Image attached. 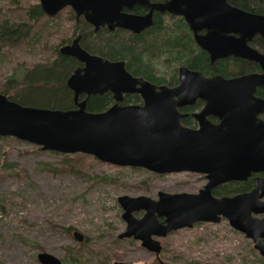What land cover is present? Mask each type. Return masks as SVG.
I'll list each match as a JSON object with an SVG mask.
<instances>
[{"label": "water", "instance_id": "water-1", "mask_svg": "<svg viewBox=\"0 0 264 264\" xmlns=\"http://www.w3.org/2000/svg\"><path fill=\"white\" fill-rule=\"evenodd\" d=\"M47 16L55 17L70 6L77 17L84 16L95 31L123 28L140 33L153 25V12L184 16L198 46L210 54L212 62L234 56L260 64L261 74L226 79L179 68V84L156 85L135 77L124 61H110L93 55L77 37L61 52L84 64L67 79L73 92L74 108L44 109L25 106L0 92V137H15L40 146L42 151L62 154H88L120 167L143 168L157 174L204 173L208 183L199 193L160 191L158 199L149 196H121L118 202L127 227L119 238L133 237L160 258L161 241L172 231L192 228L197 222L230 226L254 242L264 258V177L253 190L234 196L215 197L212 189L232 180H246L253 172L264 171V100L256 96L264 86V55L250 46L264 38V15L250 13L228 0H38ZM137 4L150 9L146 15L127 13ZM201 31L205 33L201 34ZM112 93L116 103L102 112L87 110L94 95ZM138 93L143 105H124V95ZM81 96L84 99L80 100ZM205 103L193 116L198 129L182 125L180 107ZM209 116L218 117L213 124ZM144 211L137 218L134 213ZM78 241L84 235L74 231ZM41 264H62L57 256L40 252ZM159 264H171L163 260ZM113 264H130L116 261Z\"/></svg>", "mask_w": 264, "mask_h": 264}, {"label": "rangeland", "instance_id": "rangeland-1", "mask_svg": "<svg viewBox=\"0 0 264 264\" xmlns=\"http://www.w3.org/2000/svg\"><path fill=\"white\" fill-rule=\"evenodd\" d=\"M12 1L0 0V18L19 13ZM33 3L35 0H21V4ZM39 25L36 30L44 29V35L34 44L0 50V85L9 76L20 78L23 65L44 63L75 34L66 17L62 22L42 21ZM168 66L174 65L168 62ZM165 67L162 69H169ZM50 152L15 137L0 139V264H41L37 259L41 251L65 264H113V257L130 264H158L140 241L118 238L127 227L118 198L148 195L157 199L159 191L196 193L206 182L188 172L159 176L107 163L87 168L90 177L70 175L60 171L63 158ZM96 175L111 181L100 182ZM73 230L86 235V244H79ZM161 240V258L171 264H262L253 240L233 229L226 219L197 223Z\"/></svg>", "mask_w": 264, "mask_h": 264}, {"label": "trees", "instance_id": "trees-1", "mask_svg": "<svg viewBox=\"0 0 264 264\" xmlns=\"http://www.w3.org/2000/svg\"><path fill=\"white\" fill-rule=\"evenodd\" d=\"M236 6L253 13L264 14V0H230ZM12 3L19 7V13L5 15L0 18V50L15 48L21 44H34L40 34L44 35V29L37 31L40 22H62V19L72 22L75 33L81 32L82 46L94 54H99L111 60L126 61L127 69L135 76L156 84L174 85L177 83V67L185 64L192 69L203 71L205 74L218 72L225 76L241 75L254 71L258 65L235 57H225L217 60L213 68L210 67L208 54L201 50L192 36V32L185 20L181 17L175 22L165 20L163 15L156 14L152 27L141 33H131L117 30L109 32L106 29L95 33L84 19L76 20L74 11L69 8L60 12L55 17L47 16L41 8L38 0L33 4H21V0H13ZM138 11H142L138 8ZM65 13V16L62 14ZM255 46L264 52V39L256 38ZM170 62L171 68L165 67ZM78 61L70 56L62 55L56 48L53 55L31 66L23 65L20 78L17 75L9 76L0 85V92L10 99L25 106L44 109L67 110L74 108L73 92L67 86V78L70 76ZM169 69H162V67ZM171 69V70H170ZM259 95L264 97V87L259 89ZM140 96L129 95L126 102H138ZM113 102L110 93L94 95L88 103L89 111H102ZM11 137H0V139ZM61 156L63 166L60 171L70 175H88L87 168H96L104 163L88 154H62L50 152ZM88 161V162H87ZM52 170L51 164H44ZM140 169V168H137ZM100 182L111 181L109 177L96 175ZM4 178V175H3ZM250 183L225 185L219 187L216 195L246 190ZM67 228L66 231H70ZM252 252H254L252 250ZM75 258V257H74ZM73 258V260H74ZM116 259L115 257H113ZM258 262L264 264V258L257 255ZM66 261H64L65 264ZM159 264V262L157 261Z\"/></svg>", "mask_w": 264, "mask_h": 264}, {"label": "flooded vegetation", "instance_id": "flooded-vegetation-1", "mask_svg": "<svg viewBox=\"0 0 264 264\" xmlns=\"http://www.w3.org/2000/svg\"><path fill=\"white\" fill-rule=\"evenodd\" d=\"M152 2H155V3H159V2H164L165 0H151ZM228 2H229V4L230 5H232V6H234V7H237V8H240L239 6H236V5H234L233 3H231L230 2V0H228ZM69 8H71L70 6H68V7H66V8H64V9H62L60 12H62V11H64V10H66V9H69ZM138 8H141L142 9V11H138ZM72 9V8H71ZM240 9H242V8H240ZM73 10V9H72ZM242 10H244V11H247V10H245V9H242ZM74 11V10H73ZM125 12H127V13H132V14H136V15H146L147 13H149L150 12V9L149 8H147V7H145V6H142V5H139V4H137L133 9H125L124 10ZM59 12V13H60ZM247 12H250V11H247ZM58 13V14H59ZM75 13V12H74ZM250 13H253V12H250ZM57 14V15H58ZM156 14H159V15H163V17L165 18V20H167L168 18L172 21V22H175V21H177V19L179 18V17H181V18H183L184 20H185V18H184V16H182V15H178V14H173V13H170V12H161V11H159V10H155L154 12H153V25H154V23H155V16H156ZM255 14H259V13H255ZM56 15V16H57ZM261 15H264V14H261ZM75 16H76V20L79 22L81 19H84L86 22H87V20L84 18V16H80L79 18L77 17V14L75 13ZM185 22H186V20H185ZM187 23V22H186ZM88 24H90V23H88ZM152 25V26H153ZM188 25V24H187ZM90 26L92 27V29H93V31L95 32V33H97L98 31H100V30H103V29H106L107 31H109V32H115V31H117V30H122V31H127V32H131V33H134V32H132V31H130V30H127V29H123V28H116L115 30H109L108 29V26H105V27H102V28H100L98 31H95V27L93 26V25H91L90 24ZM152 26H150V27H152ZM189 26V25H188ZM150 27H148V28H150ZM148 28H146V29H148ZM145 29V30H146ZM189 29L191 30V32H192V36H193V38H194V33H193V31H192V29L190 28V26H189ZM144 31V30H143ZM142 31V32H143ZM141 33V32H140ZM201 34H203V33H205V31H201L200 32ZM135 34H137V33H135ZM77 37H80V44H81V41H82V38H83V34L81 33V32H77V33H75L74 35H73V37L71 38V40L68 42V43H66V44H64V45H61V46H59V52L62 54V55H66V54H63L62 52H61V48L63 47V46H65V45H69V44H71L72 42H73V40L74 39H76ZM258 37H261V38H263L262 36H260V35H257V36H255L253 39H252V41H250V46L252 47V48H254V49H256L258 52H260L262 55H264V52L263 51H261L259 48H257L256 46H255V40H256V38H258ZM264 39V38H263ZM195 40V39H194ZM195 43H196V41H195ZM197 44V43H196ZM81 46H82V44H81ZM197 46H198V44H197ZM83 47V46H82ZM199 47V46H198ZM84 48V47H83ZM200 48V47H199ZM201 50H203L202 48H200ZM87 50V49H86ZM88 51V50H87ZM203 51H205V50H203ZM88 52H90V51H88ZM207 54H208V56H209V60H210V67L211 68H213L214 66H215V63L217 62V60H219V59H222V58H219V59H217V60H215V62H212L211 61V58H210V54L207 52V51H205ZM91 53V52H90ZM91 54H93V55H97V56H100V57H102V58H105V59H108V58H106V57H104V56H101V55H99V54H94V53H91ZM67 56H70V55H67ZM70 57H72V56H70ZM228 57H234V56H228ZM74 58V57H73ZM223 58H225V57H223ZM235 58H238V57H235ZM76 59V58H75ZM238 59H242V58H238ZM77 60V59H76ZM108 60H110V61H124V60H111V59H108ZM242 60H245V61H250V60H247V59H242ZM78 61V65L74 68V70L76 69V68H78V67H82V66H84V64L82 63V62H80L79 60H77ZM125 62V64H126V61H124ZM250 62H254V61H250ZM254 63H256V62H254ZM257 65H258V68L256 69V70H254V71H251V72H247V73H244V74H241V75H235V76H225V75H222V74H220V73H218V72H215V73H213V74H205L203 71H200V70H197V69H192V68H190V67H188L187 65H185V64H179L178 66H177V83H175L174 85H169V84H166V83H164V84H156V83H153V84H156V85H167V86H169V87H174V86H177L178 84H179V68L180 67H182V66H185V67H187L189 70H192V71H197V72H201V73H203L204 74V76H206V77H208V78H212V77H215V76H217V75H220V76H222V77H224V78H226V79H230V78H238V77H243V76H245V75H249V74H254V73H257V74H261L263 71H262V68H261V66H260V64H258V63H256ZM127 68V67H126ZM74 70L72 71V73L74 72ZM128 70V69H127ZM129 71V70H128ZM130 72V71H129ZM71 73V74H72ZM131 73V72H130ZM70 74V75H71ZM132 74V73H131ZM133 75V74H132ZM135 76V75H134ZM70 77V76H69ZM68 77V78H69ZM135 77H139V76H135ZM67 78V79H68ZM149 81V80H148ZM67 82V81H66ZM151 82V81H150ZM264 87V86H263ZM263 87H259L258 89H257V92H256V96H258V97H260V98H262L263 100H264V97L263 96H261V95H259V89H261V88H263ZM105 94H107V93H105ZM111 95H112V93H110ZM129 95H138V96H140V94H138V93H133V94H125L124 95V102H123V104L124 105H143L144 104V100H143V98L140 96V100L138 101V102H129V103H127L126 102V97L127 96H129ZM113 96V95H112ZM82 99H84V96H81V98H80V100H82ZM89 103V102H88ZM116 103V101H115V99H114V97H113V102L106 108V109H108V108H110L111 106H113L114 104ZM205 107V103H204V101L203 100H201V99H198L197 101H196V103L195 104H193V105H188V106H184V107H180L179 108V111L182 113V114H188L187 116H185V117H183L182 119H181V122H182V125L183 126H185V127H188V128H192V129H198L199 128V122H198V120H196V118L193 116L194 114H197V113H200L202 110H203V108ZM72 109V108H71ZM106 109H104V110H106ZM87 110H88V105H87ZM104 110H102V111H104ZM102 111H91V112H102ZM258 117L260 118V119H262V120H264V110H263V112H261L259 115H258ZM208 119H209V121H211V123H213V124H218L219 122H220V120H219V118L218 117H215V116H209L208 117ZM107 164H109V163H107ZM110 165H112V164H110ZM115 166V165H114ZM120 167V166H119ZM131 168H135V167H131ZM140 169H143V168H140ZM148 172H150V171H148ZM184 172H188V171H184ZM184 172H175V173H184ZM151 173H153V172H151ZM188 173H191V174H195V175H199V176H202L204 179H205V184L202 186V188H200L199 190H198V192H196L195 194H197V193H199L200 192V190L201 189H203L204 187H205V185L208 183V178H207V176H206V174H204V173H197V172H188ZM156 175H167V174H157V173H155ZM168 174H172V173H168ZM262 177H264V171L263 172H253L249 177H248V179H246V180H232V181H227V182H223V183H221V184H219L218 186H216L215 188H213L212 189V194L215 196V197H225V196H234V195H237V194H241V193H244V192H249V191H251V190H253L254 189V187L256 186V184H257V181H258V178H262ZM240 183H250V185H249V188H247L246 190H236V191H233V192H228V193H223V194H221V195H216L215 193H216V191H218V189H219V187H223V186H225V185H235V184H240ZM160 192V191H159ZM158 192V193H159ZM140 196H142V195H140ZM146 196V195H145ZM148 196V195H147ZM138 197V196H137ZM150 197V196H149ZM152 198V197H151ZM154 199V198H153ZM158 199V198H157ZM263 200H264V198H263ZM136 213V212H135ZM135 213H134V215H135ZM136 216V215H135ZM255 216H257V217H259V218H264V214H258V215H255ZM137 217V216H136ZM142 217V216H141ZM137 218H140V217H137ZM223 219H225V218H223ZM222 219V220H223ZM227 220V219H226ZM197 223H209V222H197ZM197 223H195V224H197ZM195 224H194V226H195ZM193 228V227H192ZM74 231L75 230H73V232H72V235H73V237H74ZM176 231H178V230H176ZM176 231H172L170 234H172L173 232H176ZM83 234V233H82ZM121 234V233H120ZM119 234V235H120ZM170 234H168L166 237H168ZM84 235V234H83ZM119 235H118V238H119ZM166 237H162V238H166ZM75 238V237H74ZM130 238H133V237H125V238H119L120 240H124V239H130ZM155 238H157V239H159L160 241H161V244H162V240H161V237H155ZM76 239V238H75ZM77 240V239H76ZM78 241V240H77ZM79 242V244H86L85 242H87V237H86V235H84V240L83 241H78ZM41 252H45V251H41ZM162 252H163V244H162V251H161V253H160V258H157L156 256H155V259H156V261H160V260H163L162 258H161V254H162ZM49 253V252H48ZM39 254V253H38ZM59 258V257H58ZM37 259H38V255H37ZM61 261H62V264H64V260L63 259H60ZM113 260L114 261H122V260H117V258L116 259H114L113 258ZM38 261H39V259H38ZM73 261H78L76 258H74V260ZM164 261V260H163Z\"/></svg>", "mask_w": 264, "mask_h": 264}]
</instances>
